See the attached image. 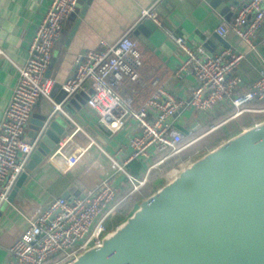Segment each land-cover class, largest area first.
<instances>
[{
    "label": "crops",
    "instance_id": "crops-1",
    "mask_svg": "<svg viewBox=\"0 0 264 264\" xmlns=\"http://www.w3.org/2000/svg\"><path fill=\"white\" fill-rule=\"evenodd\" d=\"M236 1L237 5L230 2ZM248 0H230L219 12L204 0H80L75 13L65 20L56 42L47 77L56 82L52 98H39L33 107L31 119H38L61 104L56 113L66 135L45 155L33 169L26 168V179L10 194L0 208V264L9 260V246L18 239L45 211L51 202L63 197L71 188L84 195L94 190L105 178H113L118 198H129L134 208L142 199L152 195L164 181L163 175L174 176L178 165L203 154L242 129L261 120V115L244 112L233 117L235 109L225 100L214 113L196 111L192 107L172 118L173 126L184 135L183 149L168 170L156 165L160 155L151 148L150 157L132 160L130 138L139 132L137 122L128 119L116 133L109 132L97 121V114L86 105L83 94L66 97L60 89L71 77L75 60L86 50H100V41L112 44L125 35L136 40V49L142 59L139 82L125 80L119 89L129 94L133 107L138 108L157 89L162 87L176 100H188L198 82L191 71H179L185 59L173 40L183 37L192 46L203 45L207 54H214L224 46L207 44L222 21H230L235 12ZM50 0H0V125L9 99L18 82L19 67L27 60V48L40 24ZM87 5L83 15L81 11ZM156 7L160 26L145 35L137 30L141 11ZM79 20L77 28L76 21ZM230 49L242 55L234 74L244 81L242 91L248 90L264 72V29L253 38L254 47L233 33L226 39ZM150 117L155 111L150 110ZM61 116V117H59ZM29 120V121H30ZM32 125L25 128L27 143ZM188 139L189 141H185ZM155 165V166H154ZM154 166L157 172L150 175ZM119 167H123L121 171ZM149 171V172H148ZM125 173L138 178L147 176L146 183L134 193ZM75 196H71L73 198ZM129 208V209H130ZM131 209V210H132ZM129 210V211H131Z\"/></svg>",
    "mask_w": 264,
    "mask_h": 264
},
{
    "label": "built area",
    "instance_id": "built-area-1",
    "mask_svg": "<svg viewBox=\"0 0 264 264\" xmlns=\"http://www.w3.org/2000/svg\"><path fill=\"white\" fill-rule=\"evenodd\" d=\"M78 3L79 0H50L28 45L27 60L19 67L18 82L0 125V208L9 200L35 149V144L24 139L25 128L38 99L52 98L56 82L46 73L63 24L76 12ZM144 20L160 26L156 7L141 11V22ZM261 29H264V0H248L230 21H222L215 33L224 40L233 33L253 48V38ZM172 38L185 55L179 71H191L198 82L188 100L174 99L157 86L156 80L153 85L157 89L138 108L133 107L129 94L119 92L125 80H140L139 69L143 63L136 49L137 42L130 35L112 44L102 40V49L86 50L78 55L73 74L59 85L66 97L85 95L86 105L97 114L98 123L111 133L121 130L128 119L137 122L139 132L130 138L131 155L126 163L149 158L153 147L160 155L156 165L179 156L184 147V135L171 120L189 107L214 113L228 100L235 109L233 117L244 112L264 113V72L248 90L242 91L244 81L234 74L241 54L226 47L207 54L203 45L192 46L180 36ZM59 110L61 104L54 103L53 111ZM150 110L155 111L154 117H150ZM184 163H180L178 168H182ZM119 169L124 171L123 167ZM125 175L131 185V193L137 192L147 181V176ZM171 178L163 175L164 182ZM122 201L118 198L114 179L110 177L103 179L84 198L54 199L9 246L7 264L74 263L83 251L101 244L109 231L107 221L117 213Z\"/></svg>",
    "mask_w": 264,
    "mask_h": 264
},
{
    "label": "water",
    "instance_id": "water-1",
    "mask_svg": "<svg viewBox=\"0 0 264 264\" xmlns=\"http://www.w3.org/2000/svg\"><path fill=\"white\" fill-rule=\"evenodd\" d=\"M204 1L219 12L230 2ZM156 27L144 20L137 30L148 35ZM214 43L230 47L216 33L207 41ZM57 112L29 121L28 142L35 144L30 170L66 135ZM72 195L85 197L75 188L63 197ZM72 264H264V118L190 160L170 181H161L98 247L83 251Z\"/></svg>",
    "mask_w": 264,
    "mask_h": 264
},
{
    "label": "rangeland",
    "instance_id": "rangeland-1",
    "mask_svg": "<svg viewBox=\"0 0 264 264\" xmlns=\"http://www.w3.org/2000/svg\"><path fill=\"white\" fill-rule=\"evenodd\" d=\"M258 115H261L262 117H264V113H260ZM185 141H189V140L186 139ZM196 157H193V158H196ZM142 159H145V158H138L136 160L139 161ZM126 202H130L129 198L126 199ZM131 209L132 208H130L129 210H131ZM129 210H126L123 207L121 209L119 208L117 213L115 215H112L107 221V225H108L109 230H113L121 221H123L130 214L131 211H129Z\"/></svg>",
    "mask_w": 264,
    "mask_h": 264
},
{
    "label": "trees",
    "instance_id": "trees-1",
    "mask_svg": "<svg viewBox=\"0 0 264 264\" xmlns=\"http://www.w3.org/2000/svg\"><path fill=\"white\" fill-rule=\"evenodd\" d=\"M262 105H264V103L262 104ZM175 160V158H171V159H169L168 161H166V162H164L163 164H162V166H161V170H163L164 172H166V170H168L169 169V167L171 166V164L173 163V161ZM157 172V170L156 169H153L151 172H150V175H152V174H154V173H156ZM130 206H131V203L130 202H125L124 203V205L122 206L123 208H125L126 210H129V208H130Z\"/></svg>",
    "mask_w": 264,
    "mask_h": 264
},
{
    "label": "bare ground",
    "instance_id": "bare-ground-1",
    "mask_svg": "<svg viewBox=\"0 0 264 264\" xmlns=\"http://www.w3.org/2000/svg\"><path fill=\"white\" fill-rule=\"evenodd\" d=\"M188 162H185L181 167H184L185 165H187Z\"/></svg>",
    "mask_w": 264,
    "mask_h": 264
}]
</instances>
